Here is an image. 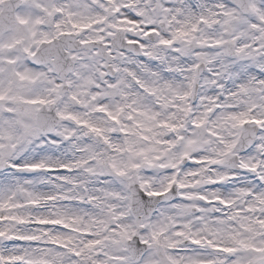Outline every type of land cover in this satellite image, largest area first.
<instances>
[{
    "label": "snow or ice",
    "instance_id": "snow-or-ice-1",
    "mask_svg": "<svg viewBox=\"0 0 264 264\" xmlns=\"http://www.w3.org/2000/svg\"><path fill=\"white\" fill-rule=\"evenodd\" d=\"M0 264H264V0H0Z\"/></svg>",
    "mask_w": 264,
    "mask_h": 264
}]
</instances>
